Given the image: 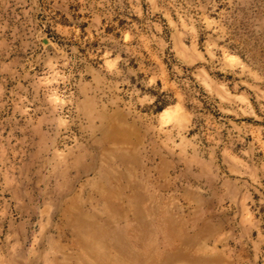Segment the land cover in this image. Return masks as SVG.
<instances>
[{
    "label": "rangeland",
    "instance_id": "374dc122",
    "mask_svg": "<svg viewBox=\"0 0 264 264\" xmlns=\"http://www.w3.org/2000/svg\"><path fill=\"white\" fill-rule=\"evenodd\" d=\"M0 264H264V0H0Z\"/></svg>",
    "mask_w": 264,
    "mask_h": 264
}]
</instances>
